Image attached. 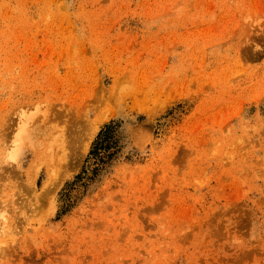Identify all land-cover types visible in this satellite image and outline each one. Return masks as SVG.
I'll return each mask as SVG.
<instances>
[{
  "label": "rangeland",
  "instance_id": "374dc122",
  "mask_svg": "<svg viewBox=\"0 0 264 264\" xmlns=\"http://www.w3.org/2000/svg\"><path fill=\"white\" fill-rule=\"evenodd\" d=\"M0 264H264V0H0Z\"/></svg>",
  "mask_w": 264,
  "mask_h": 264
},
{
  "label": "bare ground",
  "instance_id": "6f19581e",
  "mask_svg": "<svg viewBox=\"0 0 264 264\" xmlns=\"http://www.w3.org/2000/svg\"><path fill=\"white\" fill-rule=\"evenodd\" d=\"M86 141V140H85ZM20 142H21V140H20V138L18 137V135L16 136V138H15V141H14V145H16V147H14V149H12V151L11 152H9V156H8V158L9 159H11V160H14V159H16L17 158V155H18V150H19V144H20ZM81 142H83V141H81ZM78 154H79V152H78ZM77 153H76V155H78ZM71 156V155H70ZM71 157H76L75 156V153H74V156H71ZM78 158V157H77ZM74 159V158H73ZM72 159V160H73ZM58 160V159H57ZM59 161H60V159H59ZM68 161V160H67ZM76 161V160H75ZM61 163H62V161H60ZM73 162V161H72ZM81 162H79V164H80ZM77 166H78V164H77ZM59 178V177H58ZM55 179V178H54ZM57 179V178H56ZM63 179V178H62ZM58 180V179H57ZM56 183H57V181H55ZM56 185V184H55ZM58 186H59V184H58ZM58 188V187H57ZM55 190V189H54Z\"/></svg>",
  "mask_w": 264,
  "mask_h": 264
}]
</instances>
